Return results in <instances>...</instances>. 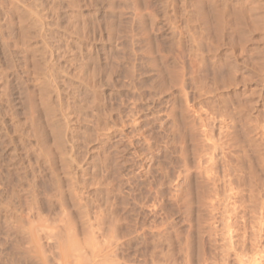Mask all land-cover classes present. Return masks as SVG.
<instances>
[{
    "label": "rangeland",
    "instance_id": "374dc122",
    "mask_svg": "<svg viewBox=\"0 0 264 264\" xmlns=\"http://www.w3.org/2000/svg\"><path fill=\"white\" fill-rule=\"evenodd\" d=\"M0 264H264V0H0Z\"/></svg>",
    "mask_w": 264,
    "mask_h": 264
},
{
    "label": "bare ground",
    "instance_id": "6f19581e",
    "mask_svg": "<svg viewBox=\"0 0 264 264\" xmlns=\"http://www.w3.org/2000/svg\"><path fill=\"white\" fill-rule=\"evenodd\" d=\"M215 63V62H214ZM209 64V63H208ZM213 65V64H212ZM216 66H217V64H216ZM222 68V70H223V67H221ZM221 68H219V69H221ZM225 69V68H224ZM228 69V68H227ZM232 69V68H231ZM233 71H234V69H233ZM224 72V71H223ZM226 72H229V71H226ZM226 74V73H225ZM218 76V75H217Z\"/></svg>",
    "mask_w": 264,
    "mask_h": 264
}]
</instances>
